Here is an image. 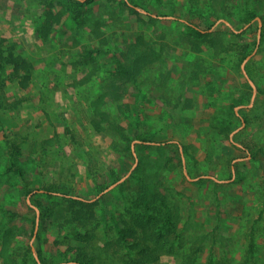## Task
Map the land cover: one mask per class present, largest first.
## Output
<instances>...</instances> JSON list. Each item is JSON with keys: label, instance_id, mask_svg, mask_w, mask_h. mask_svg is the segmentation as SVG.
<instances>
[{"label": "rangeland", "instance_id": "rangeland-1", "mask_svg": "<svg viewBox=\"0 0 264 264\" xmlns=\"http://www.w3.org/2000/svg\"><path fill=\"white\" fill-rule=\"evenodd\" d=\"M105 1L112 4L118 2ZM143 2L149 10H139L145 17L143 24L132 22L123 7L120 11L121 17L116 15L110 19L106 16L108 26L98 31L106 32L108 43H100L98 39L89 38V29L86 28L85 31V18H80L77 26H64L65 34L50 33V41L45 42L42 38H37L34 30L41 21L44 9L37 0H0V43L4 49L12 45L18 53L26 54L32 64L36 65L32 83L28 87L20 85L18 79L13 80L7 75L4 90L7 102L11 104V101L14 102L21 96L24 100L21 103L17 101L12 109L0 108V116L3 118L0 121V198L8 195L13 202L12 206L22 214V217H15L9 225L14 229L29 230L32 218L39 215L38 231L41 223L45 227L40 240L27 235L19 238L20 243L31 248L27 263L22 253L17 256V261L22 264L34 263L32 244L35 248L37 245L42 247L49 264L72 263L62 261L61 253L68 251L66 259L73 258L76 254L70 253V246L85 247L77 236L70 235L71 230H61L56 226L54 213L42 218L39 202L48 200L50 204H54L57 198L48 199L37 192L42 186L51 183L66 186L60 194L80 197L87 202L106 195L105 200L93 207L97 220L91 224L93 234L90 244L101 247L103 251L106 248L104 256H108L110 260L112 257L111 261L116 264H124L117 258L119 253L116 249L119 245L114 244L115 242L112 244L118 237L114 226L108 223L104 226L110 220L109 208H119L116 186L101 195L100 193L115 182V174L122 178L137 166L139 158L135 144L140 142L135 141L133 156L125 152L117 153L111 146L112 139L107 131H98L89 119L93 112L90 98H96L101 91V85L106 86L110 72L118 66L116 57L119 53V58L124 50L123 41L132 42L137 37L150 40L162 53V60L155 64L157 72L159 68L173 71L168 79L169 84L162 88L164 90L155 87L150 80L152 75L149 71L146 77L148 79L138 78L141 88L132 79L125 101L131 105L132 110L139 108L147 111L158 120L154 127L158 132L157 137L165 145L175 141L182 146V142H186L190 152L188 158L194 162L192 171L187 166V157L183 150L178 154L174 148L169 147L170 161L165 164V170L163 168L164 184L174 193L171 196L175 204L173 210L179 219L175 229L178 234H182V239L177 241L173 230L167 232L168 228H164V236L160 239L162 244L164 245V240H169L177 241L176 245L182 242L185 247H199L197 264H223L225 258L232 259L233 264H239L248 255L247 248L252 237L250 232L254 229V260L257 261L244 264H264V154L259 152L252 159L251 153L237 144L244 141L254 151L264 149V38L262 41L261 37L262 31L264 33V0L262 3L260 0ZM216 2L222 6L224 13L220 19H225L229 24L218 19L205 30L204 37L186 41V26L178 21H188L187 15L182 16L186 7L196 3L201 8V13L205 10L210 14L211 7ZM252 5L256 6L260 20L253 21L254 29L251 32L244 33L238 39L228 38L230 48L223 51L221 56L225 58L224 66L219 64L214 48L217 33L227 30L222 22L235 32H242L248 26L237 29L226 17H235L237 20L244 13V8ZM91 7L90 13L95 16L101 9L108 10L109 4H104L103 8L101 4H92ZM147 12H151L156 20L147 17ZM68 18L65 14L60 23L65 25ZM61 36L63 37L60 38ZM255 37L258 43L244 63L246 72V64L251 68L254 88L244 74L243 62L238 69L232 64L238 58V44L252 42ZM195 41L202 46L201 50L194 49ZM61 50H65V53ZM199 56L206 59L205 74L200 73V78L186 82L182 88L184 95L181 99L168 101L163 98L168 86L177 87L179 66H189ZM84 80L89 81L84 83ZM232 102L236 104L233 107L236 113L234 120L238 118L239 122L232 128L227 139L213 136L214 133L208 125L209 117L220 111L231 110L229 108ZM108 109L113 115L118 110L113 104ZM163 112L164 116L161 118ZM121 119L129 122L124 115ZM140 126L146 128L142 123ZM67 128L76 130L78 137L74 139L67 134ZM6 139L19 144L16 161L18 165L27 168V186L20 181L19 175L2 173L8 161L7 150H10V146L4 143ZM234 159L238 160L233 162ZM161 160L164 163V155ZM229 161L237 163V167L234 168V173L231 170V173L224 174L222 172ZM209 171L213 174L209 175L215 178L204 177ZM200 175L204 176L197 178ZM189 177L197 179L191 180ZM201 178L208 180L197 182ZM98 188H102V191L98 192ZM27 189L32 190V194L25 195ZM89 195L90 198L87 197ZM7 217L8 215L0 212V220ZM103 228H107V231ZM106 241L111 245L109 248L105 246ZM162 244L154 246L159 253V259L153 264H182L183 255L176 251L169 253ZM126 251L127 248L121 253L125 259L129 256ZM0 264H6L1 257Z\"/></svg>", "mask_w": 264, "mask_h": 264}, {"label": "trees", "instance_id": "trees-1", "mask_svg": "<svg viewBox=\"0 0 264 264\" xmlns=\"http://www.w3.org/2000/svg\"><path fill=\"white\" fill-rule=\"evenodd\" d=\"M37 1L44 9L43 15L40 17L41 21L37 23L34 30L37 38H42L45 42L50 41V33L61 32L65 34L64 26H77L79 23L78 20L80 18H85V31H87L86 28L89 29V38L98 39L100 40V43L103 41L108 43L106 32L104 33L102 31L100 33L98 31V29L102 27L106 28V26H108L107 15L110 19L115 18L116 15L121 17L122 14L120 11L124 7L129 16L128 18H130L132 22L142 23L145 22V17L139 12V10L143 9L149 11L143 0H118L115 4L109 3L105 0ZM114 1L115 0H113V2ZM260 1L262 3V0ZM92 4H101L102 8L104 4H109V9L106 11L101 9V11H98L94 16L93 13H90ZM255 7V5H252L249 8L245 7L243 10L244 13L239 15L237 20L235 17L230 19L226 17V19L229 20L232 25L234 24L237 29L244 25L248 26L242 32L237 33L222 22L227 30L217 33L216 45L214 48L219 64L222 63L224 66L225 58H221V56L223 51L230 48V41L228 38L231 37L238 39L245 35L244 33L251 32L254 29L253 21L256 20L258 15ZM200 9L201 8H199L196 3H193L191 6L186 7V10H184V14L182 15L183 17H186L187 15L188 21L183 22L178 19L182 25L186 26L187 34L184 36L186 41L194 40L196 37H204L206 35L205 30L213 26L216 21L224 15L222 6L217 4V2L211 7L212 12L210 14L205 10L204 13H201ZM65 14H67L69 18L64 25V23L61 24L60 22L63 20ZM145 15L150 17L151 20H156V17H154L151 12H147ZM62 37L63 36L60 38ZM261 37L263 41V31ZM123 43L124 50L120 53L119 58V53H117L116 61L118 66L113 72H110L108 83L106 86L105 84L101 85V91L98 92L95 99L90 98L93 112L89 119L90 121H93L94 127L98 129V131H107L109 137L112 139L111 146L117 153L125 152L133 156V142H140L135 144L137 145L136 151L138 153L139 162L131 172L130 176L116 186L115 190L118 192L119 196V208H109L110 220L109 222H105L104 226L106 227L107 223L114 226L118 237L116 240L112 241V244L115 242L114 244L119 245L116 249L117 253H119L117 258L122 260L124 264H153L159 259V253L155 251L157 248L154 249V246L159 243L162 244L160 239L161 236H164L162 235L164 228H168L167 232L173 230L177 236V241L182 239V234H178L175 229L178 225L179 219L173 210L175 204L173 203L171 196L172 194L174 195V193L171 188L165 186V177L163 175V168L165 170V164L170 161L168 152L174 148L176 153L179 154L181 151V144L172 141L165 145L164 142L160 141L157 137L158 132L154 127L158 120L152 117L147 111L144 112L139 108L135 111L132 110L131 105L125 101V94H128L129 92V87L132 85V79L135 85L141 88L138 78L148 79L146 78L148 71V73H151L152 75L150 76V80L154 83L155 87L164 90L162 88L169 84L168 79L173 70L169 68H164V70L163 68H159V72H157L155 64L159 60H162V53L159 52L150 40H147L145 37H137V39L132 42H127V40H125ZM198 43V41L194 42V49H196V51L202 49V46ZM257 43L258 41L255 37V40L252 42L238 44V58L232 66L238 69V66H241V63L244 62V60L255 49ZM2 45L3 44L0 43V108L8 107L9 109H12L17 104V101L18 103L23 102L24 97L21 96L20 99H17L14 102L11 101V104L7 102L4 91L6 88L5 82L7 80V75H9L8 77L11 76L13 80L18 79L20 85L28 87L32 83V75L36 65H34V63L32 64L26 54L23 55L22 52L18 53L12 45L7 46V49H4ZM232 47H234L233 42ZM228 49L226 51H228ZM61 52L65 53V50H61ZM205 60L206 59L199 56L191 61L189 66L186 64L179 66L180 73L177 79V87L168 86L165 90V95L163 94V98L165 97L168 101L175 98L181 99L184 95L182 88L185 86L186 82L193 81L195 78H200V73L205 74V71L207 70ZM95 68L96 67H94V69ZM246 70L250 78L253 79L249 64H246ZM88 81L89 80H84V83H87ZM178 91L180 92L178 93ZM40 95L43 97L41 93ZM188 101H190V99ZM110 104H113L118 108L115 115H113L112 111L108 109ZM235 105L236 104L232 102L229 108H232L231 110L224 112L220 111L218 114L214 113L209 117L208 125L209 129L214 133L213 136L218 135L221 139H227L229 137L230 131L239 122L238 118L237 120H234L236 118V113L233 111ZM122 115H124L125 119L127 118L129 122H126L125 120L123 121L121 119ZM163 116L164 112L161 114V118H163ZM2 120L3 118L1 119L0 116V121ZM140 123L146 128H141ZM101 124H107V126H102ZM67 134H70L72 138L76 139L79 133H77L76 130H69L67 128ZM24 139L26 140L27 138ZM4 143L8 147L10 146V150L9 148V151L7 150L8 161L6 162L4 172L2 173L4 175L10 173L19 175L18 177H20V181L24 182V186H27V183L25 182L27 168L18 165L16 161L19 144L11 142L9 139H6ZM242 144L244 148L251 153L252 159L257 157L259 152L264 154L263 148L254 151L249 143L242 141ZM169 147L171 148L170 150ZM182 150L187 157V166L194 171V162L188 158L190 152L189 146L186 142H182ZM163 155L164 163H162L161 160ZM175 158L176 157H174V159ZM232 167L236 169L237 163L229 161L226 165L225 171L222 173H231ZM214 173L216 174L217 172ZM209 174H212V172L209 171L206 173V175ZM216 175L219 176L218 174ZM118 178H120V176L115 174V182L119 180ZM205 180L208 179L201 178L197 182H204ZM64 188H66V186L63 184L51 183L42 186L37 192L40 195L46 196L48 199L57 198V201L54 204H50L48 200L39 202L38 207L42 211V218L44 219L47 215V217H49L50 213H54L53 220L55 221L56 226L61 230L64 228L69 229V231L71 230L70 235L77 236L78 240L85 245L84 248L77 245L70 246V253H74L76 256L66 259L68 251L62 252V261H72V263L67 264H116V262L111 261L112 257L110 260L108 256L103 255V252L107 251L106 248L103 251L101 247L90 244V238L93 234V227L91 224L97 220L93 207L105 200L106 195H101L94 201L87 202L76 196L60 194ZM101 191L102 188H98V192ZM29 194H32V190L27 189L25 195ZM91 195L87 197L90 198ZM11 201L12 200L8 198V195H4L2 199L0 198V212L8 215L6 219L3 220L2 218V220H0V257L6 264H22L20 261H17V256L22 253L23 259L25 263H27L29 257L28 254L31 253V248L30 246L26 247L25 244L20 243L19 238L23 235H27L29 238L33 237L36 218H32L29 230L26 228L14 229L13 226L9 224L12 223L15 217H22V214L18 209L12 206L13 202ZM78 206L79 209H76ZM43 229H45V227H43V224L41 223L40 230L36 235L38 240L41 239ZM103 229L107 231V228ZM253 231L255 230L252 229L250 232V236L252 237L247 248L248 255L245 260L239 264L248 262L253 263L257 261L254 260L256 258V243L255 236H253L255 232ZM177 241L170 242L169 240H164V245L162 244V246H166L169 253L176 251L177 254H182V264H197L199 260L197 254L200 248L198 247L194 249L189 246L185 247L182 242L176 245ZM167 244H169V246H167ZM105 246L109 248L111 245L106 241ZM126 248V253L129 255L127 259L123 258L121 255L123 249ZM36 249L40 262L42 264H49L50 261L44 256L42 247L37 245ZM181 249H185L186 251ZM191 253L193 254L191 255ZM31 257L33 256L31 255ZM33 259V264H38L34 257ZM223 264H233V261L232 259L225 258Z\"/></svg>", "mask_w": 264, "mask_h": 264}, {"label": "water", "instance_id": "water-1", "mask_svg": "<svg viewBox=\"0 0 264 264\" xmlns=\"http://www.w3.org/2000/svg\"><path fill=\"white\" fill-rule=\"evenodd\" d=\"M256 19H258V20H260V18L259 17H257ZM220 21H223V22H226L227 24H229L225 19H220ZM259 38H260V30H259V36H258ZM249 57V56H248ZM247 57V58H248ZM247 58L244 60V62H243V70H244V74L246 75V77L248 78V80H249V82L252 84V86L255 88V84H254V82H253V80L250 78V76L248 75V73L245 71V69H244V63L246 62V60H247ZM134 143L135 142H133V145H134ZM238 144V146H240V147H242V145L241 144H239V143H237ZM180 150H181V152H182V146L180 145ZM134 154H136V153H134ZM237 159H235L234 160V162L236 161ZM136 161H137V159H136ZM232 170H233V173H234V171H235V169H234V167H232ZM130 172L131 171H129L125 176H123L122 178H120L119 180H117L116 182H114L113 184H111L108 188H106L103 192H101L100 193V195L102 194V193H104V192H106V191H108V190H110L111 188H113V187H115V186H117L119 183H121V182H123L127 177H128V175H130ZM200 177H203V176H199V177H197V178H200ZM204 177H211V178H215V177H213V176H211V175H206V176H204ZM197 178H192V177H189V179H197ZM220 181V180H219ZM80 198V197H79ZM28 199H29V197H28ZM38 227H39V215L37 216V218H36V224H35V230H34V235H33V239L34 238H36V235H37V232H38ZM32 251H33V253H34V255H35V258H36V260H37V262L39 263V264H42L41 262H40V259H39V256H38V253H37V250H36V248H35V246L32 244Z\"/></svg>", "mask_w": 264, "mask_h": 264}, {"label": "crops", "instance_id": "crops-1", "mask_svg": "<svg viewBox=\"0 0 264 264\" xmlns=\"http://www.w3.org/2000/svg\"><path fill=\"white\" fill-rule=\"evenodd\" d=\"M241 145H242V144H241ZM242 148H244V146H243V145H242ZM244 149H245V148H244ZM237 160H238V159H237ZM237 160H236V161H237ZM233 162H234V161H233Z\"/></svg>", "mask_w": 264, "mask_h": 264}]
</instances>
